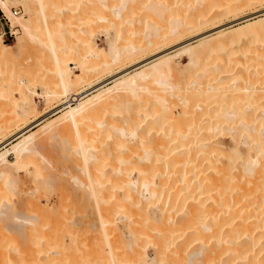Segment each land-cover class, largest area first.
<instances>
[{
    "label": "bare ground",
    "instance_id": "1",
    "mask_svg": "<svg viewBox=\"0 0 264 264\" xmlns=\"http://www.w3.org/2000/svg\"><path fill=\"white\" fill-rule=\"evenodd\" d=\"M13 1L23 3L26 14L16 16L20 11L14 10V13L10 9L9 0H0L3 14L8 18L11 26H19L22 32L31 33V22L35 19L37 6L46 7L48 3L45 1V5L43 0ZM263 1H50L53 3L51 6L58 7L56 14H53L55 18L46 16L47 20L54 19L58 27L60 25L61 29L58 31L61 34L69 30L73 31L69 34L75 39L77 34L74 33L76 31L71 24L82 17L86 9L92 14L105 11L104 14L107 12L109 17L104 14H100L102 17L98 16L102 19H110L114 25L121 22L125 24L124 28L118 24L122 28L114 33L111 32L112 40L107 47H98L93 41L81 46L72 39L75 44H69L71 45L67 48L69 51L83 52L82 48H85L89 49L88 53H90V55L87 54L88 60L82 59V69L74 77L70 73L72 69L63 67L66 58L62 56L64 54L61 55L60 50L59 53L55 52L51 62L58 66V88L41 94L46 102L53 105L52 111H61L58 117L48 120L42 128L48 127L53 120H56L61 122L54 121V129H50V133L53 134L56 129L59 130L63 126V128H74V134L76 132L77 135H75L77 139L73 137L74 140L76 139L78 151L76 144L71 141L70 143L75 146L74 152H79V157L82 158L78 160L76 159L78 157H75L74 164L77 163L79 170L86 166V170L83 169V171L87 172L85 175L88 174L86 175L88 178L84 175V171L83 175L86 179L83 177V180H89V187L86 181L78 182L83 184L86 182L85 185L90 188V191L87 190L88 188L85 190L89 191L93 201L96 199L91 208L94 212L92 216L94 214V217L99 220L95 227L90 229L87 227L92 241L88 238L91 245L85 241L89 243L90 252L89 250L85 252L86 249L84 252L87 256L90 253L96 259L93 258L95 261L92 264H264V61L261 67L263 69L260 66L256 67V60L248 63L243 62L242 58H240L242 62L232 60L229 66L227 64V68L222 69H219V63H216L218 61H214L216 64L212 67L213 74L210 76H207L209 72H206L204 67L207 65L203 63L207 55H214L216 50L224 45H230L229 42L234 44L233 40L237 37L234 31L247 28L245 32L250 31L252 41L262 39L264 24L256 25L251 22L249 24L247 21L253 14L260 13L259 5ZM246 6L251 11L242 19H247L248 25L244 23L235 29L232 28L234 31L223 28L225 24L219 21L222 14L224 16L225 13L232 11L239 13L238 10ZM87 10L86 12H89ZM262 19L264 22V17ZM75 25L79 24L75 23ZM81 25L83 26V23ZM207 25L212 28L205 31L204 28L208 27ZM48 26L52 27V25ZM142 32L143 35L147 32L145 37H148L145 39V44L141 43L142 46H137L134 44L137 41L133 43V40L129 44L124 42L125 45L128 44L126 47L124 43H120L123 36L135 37ZM186 34L196 36L186 40L184 38ZM220 36L228 42L226 43ZM238 38L240 39V36ZM54 39L50 38L52 45ZM192 39H197L198 42L192 45L190 43ZM163 42H167L168 47L159 49L158 44ZM174 46H180V49L174 55H168V50ZM147 47L152 52L150 57L133 63L140 69L129 73L128 67L131 65L129 60L141 54ZM8 49L0 34V56H4L2 58L8 57L6 55ZM183 52L189 56L187 64L195 66L191 68L192 70H185L187 74L183 73L184 75H180L179 70L175 74V79L170 80L171 82L167 77L165 80L164 73L166 76L169 75L168 68L162 66L167 67L165 65L170 59L169 63L174 60L173 57ZM249 53L243 54L249 56ZM260 55L261 57L264 55V49L255 54L256 57ZM92 57H101L102 65L95 67L94 60H90ZM101 66H117L118 68H116L117 74L113 76L114 79L111 77L113 83L105 88H102L104 82H97L99 78L97 74L99 75L101 70L97 71L102 68ZM234 67H238L240 73H234L232 81L230 80L231 84H228L231 86L229 88L227 83L230 82L224 83L226 80L221 79L224 77L221 72L227 70L226 73H231ZM171 68L170 66L169 70L172 72ZM10 73V70L9 72L7 70L0 74V94L5 93L6 100L10 102L14 100L19 102L18 107L11 104L13 108L17 107L13 109L15 116H12L14 119L11 124L15 123V127H18V129L12 127L16 129L12 137L21 138L10 148L0 151V179L3 182V188L0 186V219L5 220L0 223L6 226L3 231L0 229V264H62V262L63 264H85L87 259L81 256L83 252L78 253L80 256L76 254V258L72 257V254L75 255L76 252L73 249L75 244L72 243L74 241L72 239L68 246L69 253L60 252L59 254L58 251L62 250L59 230L48 229L51 226L46 228L47 215H44V210L38 208L39 199H28L24 204L27 208L25 211L24 209L16 210L10 201L12 199L7 200L10 198L7 196L9 189L14 192L18 189L22 190V184L18 177L15 178L12 166L17 165L18 169H21L23 165L30 164L28 168L31 178L34 181L39 180L42 166L39 165L40 162H36V165L33 161H36L39 150L44 147L42 144L48 141L46 138L45 142L43 139H37L36 130L26 133L30 127V124H26L28 120L31 119L33 124H40L46 119V115L41 114L33 99L34 92L28 87L27 75L21 78V75L14 76ZM156 74L160 76L158 79L155 78L159 85L154 78L152 79L156 77ZM147 80H154L158 86L150 87ZM76 85H88L87 90H93L95 93L84 98L87 96L84 94L87 90L75 93L73 87L76 88ZM13 91L17 95L13 94ZM69 93L77 96L62 102L63 97ZM176 99L180 103L177 109ZM0 108L4 109L2 105ZM110 109L114 112L123 110L125 114L121 113V117L112 118V114L117 113H111ZM109 110L111 111L109 115L113 119L111 122L108 121L111 118H107ZM155 112L160 115L157 117ZM12 117L8 118V122ZM117 119L122 124L118 121L116 125L114 120ZM91 121L95 122L96 128ZM0 122H3L0 123V139H2L7 137L5 134H7L9 123L7 124L4 120ZM90 126L99 130L94 131L90 129ZM49 132V138L57 136V134L52 136ZM9 137L7 141L10 140ZM108 137H110L109 140ZM0 143L1 148L6 141ZM97 143L102 144L103 150H101L102 147L101 151L96 149ZM11 153L15 156L14 161L8 157ZM80 161L85 165L81 163L84 165L81 167ZM87 168L90 170L88 171ZM42 170H45V166ZM21 190L18 194L22 192ZM83 192L84 187L81 192L83 194L81 196L84 197L86 192ZM26 212L31 213L26 214ZM10 219L12 222L8 224ZM46 229L52 230L55 235L53 239H49L52 238L51 231L49 233L51 237L48 238ZM54 231L58 233L54 234ZM75 233L72 234L74 239ZM58 241L59 247L55 244ZM10 243L12 246L16 244H14L15 250L8 251L13 248ZM55 245H57L55 247L57 256V252L54 254L50 250ZM148 247L153 248V257L149 255ZM67 254L69 257L64 258L63 256ZM54 255L57 259L61 256L63 261L56 260ZM87 263L90 264L89 260Z\"/></svg>",
    "mask_w": 264,
    "mask_h": 264
},
{
    "label": "rangeland",
    "instance_id": "2",
    "mask_svg": "<svg viewBox=\"0 0 264 264\" xmlns=\"http://www.w3.org/2000/svg\"><path fill=\"white\" fill-rule=\"evenodd\" d=\"M10 1H12V2H10ZM45 1L48 3L47 4V8H46V10H45V8L44 7H40L39 5L37 6V11H36V14H35V16H34V18L35 19H33L32 20V25H31V33H29V32H27V34H26V32H22V30L20 29V27L19 26H16V34H15V36L14 37H9V38H6V39H4V43L5 44H7V47L9 48L8 50H7V53H6V55L8 56V57H6L5 59L8 61H6L4 58H2V57H4V56H0V74L1 73H5L7 70H8V72H9V70H10V74H13L14 76L15 75H21V78L22 77H24V75L26 74L27 76H26V79H28L29 80V82H28V87L31 89V91L32 92H34V94H33V99H34V101L36 102V105H37V107H38V109H39V111L41 112V114H45L46 115V119H44L43 121H42V123H40V124H38V123H35V124H33V123H31V119L30 120H28L27 122H26V124H30V127L26 130V133H29V132H31V131H34V130H36V135L38 136V137H36L37 139H45L46 138V140H48L47 142H46V144L45 143H43L42 145L44 146L43 148L42 147H40V148H42V149H40L39 150V154L38 155H40V157H38V155L36 156L37 157V159H36V161L34 162L33 161V163L34 164H36L37 165V163L36 162H40L39 163V165H41L42 166V169L44 168V166H45V170L43 171L42 169H40V167H39V169L42 171V173H41V179L39 178V180L37 181V180H33L32 178H31V175H30V173H29V165H23L22 166V168L21 169H18V166L17 165H13L12 166V170H13V174H14V176H15V178H17V179H19L20 180V183L22 184V192H20L19 194H18V191H20L19 189H18V191H15L14 192V190L12 191L11 189H9L8 190V197H10V198H8L7 200H10V199H12V200H10L11 202H12V204H13V208H15L16 210L17 209H24V211L25 210H27V208H26V206L24 205L25 204V202L29 199H31V200H33L32 198H34V199H36L37 198V200L39 199V205L41 206H39L38 208L39 209H42V210H44L45 212V216L47 215V217H45L46 218V228H48L49 226H51V227H49L48 229H52V230H56L57 229V231L59 230V233H58V235L59 236H61V238H60V243H61V248L60 249H62V250H60V251H58L59 252V254H60V252H68V250H70L69 249V245L71 244V241L72 240H74L72 243L73 244H75L74 245V247H76V248H74L73 247V249H75L74 250V254L75 255H73L72 254V257L73 256H75L74 258H76L77 256H76V254H81L82 252H83V255H84V253L85 252H88V248L90 247L89 246V243L92 241L91 239H90V231H88L91 227H95V225L97 224V222H99V220H97L95 217H94V214H93V216H92V213H94L92 210H91V208H92V206H93V204L95 203V201H96V199H95V201H93V199L91 198V196H90V193H89V191H90V188H88L89 187V183H88V179L87 180H83V177H84V175H85V173H87L85 170H86V166H84L85 165V163H84V165H82L83 163H82V161H83V159H82V161H80V165H81V167L82 166H84V167H82L81 169L82 170H79V167H78V165H76V164H74L75 162H74V159H75V157H78V158H76V159H78L79 160V158L81 157H79V152H77L78 150V147H77V144H76V132H75V134H74V128H72L71 126V128H67V127H64L63 128V126L61 127V128H59V130H57L56 128V130L54 131V133L52 134V133H50L49 131H51L52 130V128L54 129V126H53V124H55V123H60L61 121H56V120H53V123H51L48 127L46 126V127H44V128H42V125L44 124V123H47L48 122V120H51L52 118L54 119V118H56V117H58V115L61 113V111L60 112H56V111H52L51 110V108H52V104L50 103V102H46L45 101V98L41 95L42 93H45V92H47V91H49V90H51V89H55V88H58V81H59V76H58V72H57V64L56 63H54V62H51L52 61V56L54 55V53L55 52H57V53H59V50H60V53H61V55L62 54H64V55H62L63 57L65 56L66 58H65V61H64V64H63V67H67V68H69V69H72L71 70V75H72V77H74L75 76V74H77L78 72H80L81 71V69H82V65H83V61L84 60H86L87 59V57H88V55L87 54H89L90 55V53H88V50L89 49H85V48H82L83 49V52L81 51V50H76L75 52H71V50L69 51V49H67V48H69V46H71V45H74L75 43V41H76V44H78V45H85L86 43H90V42H92L93 41V43L95 42L96 44H97V46L98 47H107L109 44H110V41L112 40L111 39V37L110 36H112L113 34L111 33V32H116V30H118V29H121L122 27H120L121 25L123 26V28H124V25L125 24H123L122 22L121 23H116L115 25H114V22H112V21H110V19H102L101 17V15H103L104 14V12L105 11H103V12H101L100 14H92V12H90L89 10H87V11H89V12H86V10H85V13H83L81 16L82 17H80L79 19H77L75 22H72V27H74L75 29H74V31H76V32H74V33H76L77 34V37H76V39L75 38H73L72 36H71V34H69V32H71L70 30H69V32H66V33H64V34H61V33H59L60 31H58L59 29H61L60 28V25H59V27H58V24L54 21V19H50V18H48L49 20H47V17L46 16H52V17H54V15L56 14V11H57V5L55 6V8H54V5H52L51 6V4H53V3H51L50 1L51 0H43V2H44V4H45ZM49 2H50V4H49ZM46 5V4H45ZM9 6H10V9L15 13V11H14V9H17L18 11H20V13H18V14H16V16H19V15H22V14H26L25 13V7H24V5H23V3H21V2H14L13 0H9ZM49 7V8H48ZM248 6H246V7H243L242 9H239L238 11H239V13L236 11V12H227V14L225 13L224 14V16H223V14H222V16L220 17V19H219V21H221V23H223V24H225L224 26H223V28H225V29H227V30H233V29H235V28H237L238 26H240V25H244V23H245V25L247 24V22L250 24V22L251 23H255L256 25H261V24H264V22H263V19H262V17H264V1L259 5V7L261 8V10H260V13H258L257 15L255 14H251L252 15V17H249L248 19V21H247V19H242L243 17H245L248 13H250V9H249V7L247 8ZM42 8H43V11H42ZM1 7H0V14H1ZM55 10V11H54ZM71 12H72V9L70 10ZM70 11H68V12H70ZM76 11V10H75ZM243 11V12H242ZM43 12H45V14L43 13ZM67 12V11H66ZM70 12V13H71ZM74 12V11H73ZM72 12V13H73ZM47 13H49V15L47 14ZM89 13H91V14H89ZM95 13V12H94ZM54 14V15H53ZM81 14V13H80ZM80 14H78V15H80ZM45 15V16H44ZM93 15H96V16H93ZM98 15H100V16H98ZM105 15H107L108 16V13L106 12L105 14H104V16ZM227 15V16H226ZM110 16V15H109ZM108 16V17H109ZM238 16V17H237ZM83 17H84V19H83ZM55 18V17H54ZM86 18V19H85ZM98 18H100V19H98ZM261 18V19H260ZM85 20V21H83V20ZM96 19V20H95ZM239 19H242V20H239ZM90 20V21H89ZM103 20V21H102ZM106 20V21H105ZM109 20V21H108ZM255 20V21H254ZM48 21V22H47ZM50 21H51V23H50ZM54 21V22H53ZM88 23H87V22ZM101 21V22H100ZM105 21V22H104ZM238 21V22H237ZM239 21H241L242 23H240ZM245 21V22H244ZM247 21V22H246ZM253 21V22H252ZM258 21V22H257ZM261 21H262V23H261ZM85 22H86V24H85ZM74 23V24H73ZM75 23H77V24H79V25H75ZM83 23V26L81 25ZM102 23V24H101ZM110 23V24H109ZM258 23V24H257ZM260 23V24H259ZM109 24V25H108ZM118 24H120V26L118 25ZM127 24V23H126ZM48 25H52V27H50V26H48ZM57 25V26H56ZM82 27H81V26ZM227 25V26H226ZM248 25V24H247ZM54 26V27H53ZM128 25H126V27H127ZM208 27H205L204 29H205V31H208V30H210L212 27L210 26V25H207ZM18 27V28H17ZM120 27V28H119ZM51 28H53V29H51ZM56 28V29H55ZM83 28V29H82ZM229 28V29H228ZM233 28V29H232ZM51 29V30H50ZM115 29V30H114ZM71 30H73V28H71ZM80 30V31H79ZM246 30H248L247 28H244V29H242V30H238L237 32L236 31H234V33H235V35L237 36H235L234 35V33H232V35H234L236 38H238L239 36H240V39L238 38V40L236 39V38H234V44H232V43H230L229 42V44L231 45V47H230V45H228L229 46V48H228V46H226V45H224L223 47H221L220 49H218V50H216V51H220L219 53L218 52H210V53H212V54H214V55H211L210 54V56L209 55H207L206 57H205V59H208V60H210V61H208V60H205V59H203V63H204V65H207V66H204L205 68H206V72H209V73H207V76H210V75H212L213 74V72L211 71L212 70V67L217 63H219V69H222V68H227L228 66H229V64L230 63H232L234 60H238V61H240V62H242L241 61V59L240 58H242V60H243V62H245V63H248V62H255V60L257 61V65H256V67L258 68V66H260V68L261 67H263V61H264V55H262V57H261V55L260 56H258L260 59H258V57H256L255 56V54H256V52H258L259 50H261V49H264V36L262 37V39H259V40H254V41H252L251 40V33H249L250 31H248V32H245ZM50 31H51V33H50ZM78 31V32H77ZM204 31V30H203ZM48 32H49V34H48ZM85 32V33H84ZM239 32V33H238ZM22 33V34H21ZM71 33H73V31L71 32ZM145 34L143 35V32H142V34L140 35V33L138 34V36L136 35L135 37L134 36H132V37H134V38H132V37H126V35H125V33H124V35L125 36H123L121 39L122 40H120V43L122 42V44L124 43V42H126V43H130L132 40V42L134 43V41L136 42V43H134V44H136L137 46H142L143 44H145L144 42L146 41L145 39H147L145 36L147 35L146 33L147 32H144ZM236 33H238V34H236ZM245 33H249L248 35L246 34L245 35ZM30 34V35H29ZM51 34V35H50ZM56 34V35H55ZM60 34V35H59ZM122 34V33H121ZM69 35V36H68ZM232 35H231V37H232ZM241 35H243V36H241ZM19 36V37H18ZM53 36V37H52ZM143 36V37H142ZM194 36H196L195 34H186V36L184 37L186 40H188V39H191V38H194ZM222 36H224L225 37V35H222ZM68 37V38H67ZM72 37V38H71ZM221 37V36H220ZM224 37H221L222 38V40L224 39V41L227 43L228 41V39H229V35L226 37V39L227 40H225V38ZM242 37V38H241ZM250 37V38H249ZM50 38L52 39H54V43H53V45L50 43L51 41H50ZM75 40V41H73V40ZM126 39H128V40H126ZM131 39V40H130ZM135 39V40H134ZM239 41V43H237V41ZM251 41H250V40ZM68 40H69V43H67L68 42ZM124 40V41H123ZM247 40H249V41H247ZM67 41V42H66ZM198 41H197V39H192L191 40V42L190 43H192V45L194 44H196ZM253 42V43H252ZM72 43V44H71ZM126 43H124V45L126 44ZM141 43H142V45H141ZM167 42H163L162 44L160 43V45L158 44V48L159 49H165V48H167L168 47V45L166 44ZM246 45H245V44ZM258 43V44H257ZM262 45H261V44ZM51 44V45H50ZM69 44H71V45H69ZM128 44L127 45H125V47L126 46H128ZM253 44V45H252ZM260 44V45H259ZM249 45V46H248ZM225 46L227 47L226 49H225ZM243 46V47H242ZM161 47V48H160ZM180 46H174L173 48H171L170 50H168L169 51V54L168 55H174L175 53H176V51H178L180 48H179ZM233 47V48H232ZM242 47V48H241ZM250 47V48H249ZM150 48V47H149ZM232 48V49H231ZM248 48H249V50H253V52L255 53H253V52H251V51H249L248 50ZM259 48H261V49H259ZM221 49L223 50V51H221ZM234 49V50H233ZM246 49V50H245ZM257 49H258V51H257ZM241 50V51H240ZM68 51V52H67ZM243 51V52H242ZM245 51V52H244ZM247 51H249V52H251V53H249V56L248 55H245V54H243V53H246V54H248L247 53ZM63 52V53H62ZM66 52H67V54H66ZM71 52V53H70ZM231 52V53H230ZM241 52H242V54H241ZM68 53H70V54H68ZM151 50L150 49H148V47L144 50V51H142L141 52V54H138L137 56L135 55V56H133L132 58H131V60H129L130 61V63H131V65H130V67H128V71H129V69H130V71H129V73H133V72H135L136 70H138V69H140V68H137L138 66L137 65H135L134 66V64L136 63V61H138V60H140V59H145L146 57L148 58V57H150V55H151ZM223 53L225 54V55H223ZM253 53V54H252ZM52 54V55H51ZM180 54H182V53H180ZM180 54H178L177 55V57L175 56V57H173V61L176 63V65H175V63L172 61V62H170L169 63V61L171 60H169L168 61V63L170 64V66L172 67L171 69H173L172 70V72H171V70H169L170 69V66L168 65V63H166L167 65H165V66H167V67H164V66H162L163 68H168V73H169V75L168 76H166V73H164V78L165 77H167V79L170 81V80H173V79H175L174 77H176V75L175 74H177L178 72H179V70H180V75H184V74H187L186 73V71L185 70H190L191 68H193L194 66L193 65H191V64H187V63H189V56L186 54V53H184L183 52V54L182 55H180ZM230 54H232V56H230ZM5 55V56H6ZM87 55V56H86ZM180 55V56H179ZM245 57H244V56ZM251 55L253 56V57H251ZM236 56V57H235ZM248 58H247V57ZM47 57V58H46ZM50 57V59H48ZM218 57V58H217ZM226 57V58H225ZM254 57H256V59L254 58ZM46 58V59H45ZM84 58V59H83ZM101 57H98V58H95V57H92V58H90V60L91 61H93V63H94V65H95V67L96 66H99V65H102V59H100ZM230 58V59H229ZM232 58V59H231ZM263 60H262V59ZM82 59H83V61H82ZM224 59V60H223ZM244 59H245V61H244ZM248 59V60H247ZM252 59V60H251ZM5 60V61H4ZM88 60V59H87ZM89 60V61H90ZM233 60V61H232ZM262 60V61H261ZM54 61V60H53ZM82 61V62H81ZM96 61V62H95ZM205 61V62H204ZM206 61H208V62H206ZM212 61V62H211ZM216 61H218V62H215ZM220 61H222V62H220ZM260 61V62H259ZM3 62V63H2ZM180 62V63H179ZM226 62V63H225ZM134 63V64H133ZM172 63H174V64H172ZM179 63V64H178ZM6 64V65H5ZM133 64V65H132ZM183 64V65H182ZM210 64V65H209ZM212 64V65H211ZM227 64H228V66H227ZM259 64V65H258ZM43 65V66H42ZM190 67H189V66ZM210 67H209V66ZM222 65L224 66V65H226V66H224V67H222ZM17 66V67H16ZM45 66V67H44ZM134 66V67H133ZM169 66V67H168ZM175 66V67H174ZM188 66V67H187ZM21 67V68H20ZM24 69H23V68ZM102 67V66H101ZM104 67V66H103ZM99 68L98 69V71L97 72H99V70H101L100 71V74L98 75L97 74V77L99 76V78H98V80H97V82H104L103 84V86H102V88H105V87H107V86H110L112 83H113V76L115 75V74H117L116 72H117V70H116V68H117V66H106V67H104V68ZM112 67H113V69H112ZM131 67H133V68H131ZM9 68V69H8ZM18 68H20V69H18ZM137 68V69H136ZM210 68V69H209ZM5 69V70H4ZM118 69V68H117ZM181 69H183L182 70V72H181ZM208 69V70H207ZM233 69V72L231 71V69L229 70V71H231V73H226V71L227 70H224L223 72H221L223 75H224V77H222L221 79H225L226 81L224 82V83H226V82H230V83H227V87L229 86V88H231V86L230 85H228V84H231V81H232V76L234 75V73L236 74V72L237 73H240L239 71H238V67L237 68H232ZM234 69H236V70H234ZM261 69H263V68H261ZM176 70H177V72H176ZM192 70V69H191ZM36 71H37V73H36ZM127 71V72H128ZM171 73H170V72ZM211 71V72H210ZM228 71V72H229ZM164 72V71H163ZM224 72L226 73V74H228V76H230V77H227V75L226 74H224ZM24 73V74H23ZM31 73V74H30ZM184 73V74H183ZM9 74V75H10ZM159 74V73H158ZM230 74H232V75H230ZM29 75V76H28ZM31 75V76H30ZM225 75H226V77H225ZM13 77V76H12ZM28 77V78H27ZM113 79H112V78ZM160 76L159 75H157L156 74V77L154 76V77H152V79L154 78V80L156 81V79L155 78H159ZM172 77V78H171ZM25 78V77H24ZM31 78V79H30ZM109 79H111V80H109ZM154 80H152V81H146L147 83H149V85H150V87H152V88H154V87H156V86H158L159 85V83H158V85H157V83L154 81ZM165 80H166V78H165ZM231 80V81H230ZM175 81V80H174ZM174 81H172V82H174ZM168 82V81H167ZM171 82V81H170ZM89 86L88 85H84V86H82V85H76V88L75 87H73V90H74V92L75 93H80V92H84L85 90H87V88H88ZM77 89V90H75V89ZM6 90H4V92H5ZM143 92V91H142ZM2 93V92H1ZM93 93H95V91H93V90H87V92L86 93H84V94H87V96H85L84 98H87V97H89V96H91ZM13 94H16L17 95V93L15 92V91H13ZM83 94V95H84ZM1 96H0V107H1V105H2V107L4 108V109H2V108H0V110H1V112H3V113H1L0 112V121H5L7 124L9 123V125H8V127H7V134H5L7 137L6 138H2V139H0V142H4V141H6V143L4 144V146H2L0 149V151H3V149L5 148V149H7V148H10L11 147V145L12 144H14L15 142H17L21 137H17V136H14V137H12V133L14 132V129L16 128L15 127V123H13V124H11V122L13 121V117L15 116V111L13 110V109H15V108H17L18 107V101H13V102H10V101H8V100H6L7 99V97H6V94L5 93H3V94H0ZM77 95H72V94H68L66 97H63V99L61 100L62 102H64L66 99H70V98H75ZM8 101V102H7ZM176 101V109L178 108V106L180 105V103L178 102V100L176 99L175 100ZM72 102V101H71ZM10 103V104H9ZM17 103V104H16ZM6 104V105H5ZM11 104H15V106H17V107H15V108H13L14 106L13 105H11ZM7 108V109H6ZM12 110V111H11ZM110 110H112V109H110ZM109 110V113H108V116H107V118H111L110 116L111 115H109L110 114V111ZM122 111V112H121ZM121 111H118V112H116L117 114H112V118H117V117H121V113H122V115H124L125 114V111H123V110H121ZM5 112V113H4ZM114 112V110H112V112L111 113H115ZM14 114V115H13ZM155 114H156V116L158 117V115H160V114H158V112L156 113L155 112ZM120 115V116H119ZM8 116V117H7ZM13 116V117H12ZM116 116V117H115ZM10 117H12L11 118V120H10V122H8V118H10ZM2 118V119H1ZM107 118H105V119H107ZM107 119L109 122H111L113 119ZM54 121H56L55 123H54ZM114 121H116L115 122V124L116 125H118V123L120 122V124H122V122L119 120V119H117V120H114ZM119 121V122H118ZM0 123H3V122H0ZM18 123H19V120H18ZM93 123V124H92ZM114 123V122H113ZM12 126H11V125ZM91 124L93 125V127L96 125L95 124V122H92L91 121ZM91 125V126H92ZM15 127V128H12V127ZM50 126H51V128H50ZM91 126H90V129H92V130H94V131H96V130H99L98 128L97 129H94L93 127L91 128ZM10 128H11V130H10ZM49 128V129H48ZM66 128V129H65ZM95 128H96V126H95ZM16 129H18V127L16 128ZM15 129V130H16ZM51 129V130H50ZM38 131V132H37ZM44 131V132H43ZM48 132L53 136V135H55L56 136V134H57V136L56 137H52V138H49L48 137ZM56 132V133H55ZM84 132H85V130H84ZM61 133V134H60ZM88 133V132H87ZM9 134V135H8ZM49 134V136L51 137V135ZM4 135V136H5ZM35 135V136H36ZM59 135V136H58ZM76 135V136H75ZM10 136V137H9ZM73 136H75V140H74V137ZM223 137L225 136V135H222ZM8 137H9V139L10 140H8L7 141V139H8ZM12 137V138H11ZM41 137V138H40ZM47 138H49V139H47ZM109 138L110 137H108V140H109ZM37 139H35V140H37ZM52 139V140H51ZM64 139V140H63ZM66 139V140H65ZM72 139L74 140V141H72ZM43 140L42 141H40L41 143L43 142ZM46 140H44V142L46 141ZM50 140V141H49ZM69 140V141H68ZM70 141L71 142H73V143H75L74 145L76 146V152H77V154H74V153H76V152H74V148H75V146H73V144L72 143H70ZM49 142V143H48ZM59 142V143H58ZM41 143H40V145H41ZM57 143V144H56ZM1 144V143H0ZM48 144V145H47ZM71 144V145H70ZM98 145H97V147L98 148H96L97 150H100V148L102 147V149L101 150H103V146H102V144H99V143H97ZM103 145H105V144H103ZM105 146H107V145H105ZM71 147H72V149H71ZM56 148V149H55ZM105 148V147H104ZM4 149V150H5ZM53 150V151H52ZM100 150V151H101ZM44 154H43V153ZM55 154V155H54ZM70 154V155H69ZM71 154H73V155H71ZM58 155V156H57ZM70 156V157H69ZM8 157H9V159L10 160H15V156H14V154H8ZM35 157V158H36ZM74 157V158H73ZM33 158V157H32ZM49 158V159H48ZM71 158H73V159H71ZM82 158V157H81ZM35 160V159H34ZM38 160V161H37ZM39 160H41V161H39ZM42 160H43V162H42ZM68 160V161H67ZM71 160V161H70ZM81 160V159H80ZM45 161V162H44ZM72 162H73V164H72ZM82 163V164H81ZM79 164V163H78ZM35 165V166H36ZM77 167H76V166ZM91 165V164H90ZM90 165H88V166H90ZM31 166H33L32 164H31ZM93 166V165H92ZM91 166V167H92ZM37 167V166H36ZM78 168V169H77ZM83 169H85L84 171H83ZM92 169H93V167H92ZM22 170V171H21ZM25 170V171H24ZM87 170H88V168H87ZM90 170V169H89ZM88 170V171H89ZM82 171V172H81ZM83 172H84V175H83ZM42 174H44L43 176H45V177H43L42 176ZM81 174V176H79ZM30 175V176H29ZM49 175V176H48ZM86 175H88V174H86ZM85 175V176H86ZM48 177V178H47ZM87 178H88V176H86ZM23 178V179H22ZM76 178H77V180H76ZM85 178V177H84ZM32 179V180H31ZM46 179V180H45ZM81 179V180H80ZM86 179V178H85ZM1 180V179H0ZM78 181H86L87 182V184H86V182H85V184L86 185H88V187L85 185V184H83L82 182L80 183V182H78ZM1 183H0V186H2V184H3V182H2V180L0 181ZM5 184H6V182H5ZM41 184V185H40ZM79 184H80V186H79ZM78 185V186H77ZM83 185V186H82ZM85 185V186H84ZM20 188H21V185L19 186ZM18 187V188H19ZM83 187H84V192H86L87 190H89V191H87L86 192V195L85 196H87L88 194V196L87 197H83V196H81V195H83V194H81V192L83 191ZM1 188V187H0ZM2 188H3V186H2ZM76 188H78V189H76ZM81 188V189H80ZM85 188H88L87 190H85ZM24 189V190H23ZM58 190V191H57ZM80 190V191H79ZM11 191V192H10ZM7 192V191H6ZM27 192V193H26ZM51 192V193H50ZM83 192V193H84ZM77 193H78V198H77ZM79 193H80V196H79ZM12 195V196H11ZM92 199V200H91ZM98 200V199H97ZM89 201V202H88ZM94 202V203H93ZM98 202V201H97ZM89 204V205H88ZM79 205L81 206V207H79ZM76 207H77V209H76ZM20 210H18V211H20ZM90 210H91V213H90ZM23 211V212H24ZM77 211H78V214H77ZM28 213H31V212H26V214H28ZM34 213H36V212H34ZM33 213V214H34ZM96 215V214H95ZM91 216V217H90ZM93 217H94V219H93ZM97 217V216H96ZM48 218V219H47ZM4 220V219H3ZM8 220V219H7ZM7 220H6V222H7ZM11 220V219H10ZM9 220V221H10ZM91 220V221H90ZM2 221V219H0V222ZM5 221V220H4ZM4 221H2V222H4ZM9 221H8V224H11V222H12V220L10 221V223H9ZM50 222V223H49ZM90 222V223H89ZM92 222V223H91ZM52 223H53V225H52ZM7 224V225H8ZM72 225V226H71ZM78 225V226H77ZM93 225V226H92ZM98 225V224H97ZM9 226V225H8ZM48 226V227H47ZM59 226V227H58ZM71 226V227H70ZM75 226V227H74ZM0 229L3 231L4 230V227L6 228V226L5 225H3V223L1 224L0 223ZM85 227V228H84ZM87 227H89V229H87ZM3 228V229H2ZM45 229V228H44ZM48 229H46L45 231L46 232H48V233H46V235L48 234V238H49V236H50V231L52 232V230H48ZM74 229H76V230H74ZM82 229V230H81ZM0 230V231H1ZM48 230V231H47ZM71 230V231H70ZM81 230V231H80ZM44 231V232H45ZM70 231V232H69ZM73 232L76 234L75 236L79 239V242H78V239L76 240V237H75V239L73 238V236L74 235H72L73 234ZM56 233V231H54V234ZM56 233V234H57ZM71 233V235H69ZM88 234V235H87ZM45 235V234H44ZM46 235L44 236L45 238H46ZM52 238H49V239H53V236H55V235H53V232H52ZM84 235H86V237L84 236ZM90 235V236H89ZM51 237V236H50ZM84 238V240H83V238ZM68 238L70 239V240H68ZM86 238V239H85ZM88 238L91 240H89L88 241ZM72 239V240H71ZM59 240V239H58ZM61 240H63V241H61ZM76 241V242H75ZM88 241L89 243H86V242ZM68 244H67V243ZM77 242H78V245H76L77 244ZM86 244H85V243ZM60 243H59V241L57 242V243H55V244H57L58 245V247H59V245H60ZM66 243V244H65ZM13 244V243H12ZM15 244V243H14ZM13 244V246L11 245V243H10V245L14 248V246L16 245H14ZM115 244V243H114ZM118 244V243H117ZM116 244V245H117ZM9 245V247L11 248V246ZM57 245H55L54 246V248H50V250H51V252L52 253H54L55 254V252H57V250H56V246ZM63 245V246H62ZM66 245V246H65ZM90 245H91V243H90ZM120 245V244H119ZM73 245H71V247H72ZM118 246V245H117ZM117 246H115V247H117ZM68 247V248H67ZM10 249V250H8V251H13V250H15V248L14 249ZM9 249V248H8ZM63 249L65 250V251H63ZM85 249L87 250V251H85ZM116 249V248H115ZM117 249H119V248H117ZM120 249H122V247H121V245H120ZM120 249H119V251H120ZM153 248H151V247H148V249H147V251H148V253H149V255H151L152 257L154 256V252H153V250H152ZM58 250H59V248H58ZM67 250V251H66ZM83 250V251H82ZM72 251V250H71ZM71 251H70V253H71ZM85 251V252H84ZM117 251V250H116ZM58 252H57V254H56V256L58 255ZM89 252H90V250H89ZM62 253V254H63ZM65 253V254H66ZM69 253V252H68ZM65 254H63V255H65ZM78 254V256H80ZM83 255H81L82 257H84L85 259H87V262H88V260H89V263L90 264H92V263H94L93 261H95L96 259L89 253L88 255L89 256H87V253H85V255H86V257H85V255L83 256ZM55 255H54V257H55V259L56 260H62V258H61V256H59L60 257V259H57V257H56ZM71 256V255H70ZM64 258L66 257H69L68 256V254L66 255V256H63ZM88 257V258H87ZM71 258V257H70ZM74 258H72V259H74ZM93 258L95 259V260H93ZM90 260H92V261H90ZM63 261V260H62ZM60 262V261H59ZM85 263V264H88V263ZM51 264H55V263H51ZM62 264H63V262H62ZM69 264V263H68ZM71 264V263H70Z\"/></svg>",
    "mask_w": 264,
    "mask_h": 264
},
{
    "label": "built area",
    "instance_id": "3",
    "mask_svg": "<svg viewBox=\"0 0 264 264\" xmlns=\"http://www.w3.org/2000/svg\"><path fill=\"white\" fill-rule=\"evenodd\" d=\"M14 10L17 11V9ZM0 34L3 36L4 39L9 37L12 38L16 34V26H11L10 21L3 14L2 10L0 14Z\"/></svg>",
    "mask_w": 264,
    "mask_h": 264
}]
</instances>
